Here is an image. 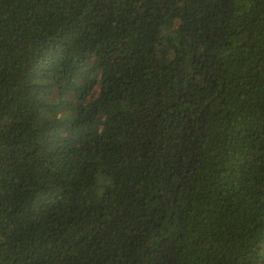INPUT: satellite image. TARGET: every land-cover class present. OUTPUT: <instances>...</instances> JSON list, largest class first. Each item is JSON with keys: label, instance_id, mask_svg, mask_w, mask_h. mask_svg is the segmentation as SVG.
Listing matches in <instances>:
<instances>
[{"label": "trees", "instance_id": "1", "mask_svg": "<svg viewBox=\"0 0 264 264\" xmlns=\"http://www.w3.org/2000/svg\"><path fill=\"white\" fill-rule=\"evenodd\" d=\"M0 264H264V0H0Z\"/></svg>", "mask_w": 264, "mask_h": 264}]
</instances>
